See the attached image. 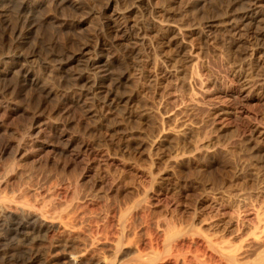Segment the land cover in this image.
<instances>
[{
	"label": "rangeland",
	"instance_id": "374dc122",
	"mask_svg": "<svg viewBox=\"0 0 264 264\" xmlns=\"http://www.w3.org/2000/svg\"><path fill=\"white\" fill-rule=\"evenodd\" d=\"M255 263L264 0H0V264Z\"/></svg>",
	"mask_w": 264,
	"mask_h": 264
},
{
	"label": "bare ground",
	"instance_id": "6f19581e",
	"mask_svg": "<svg viewBox=\"0 0 264 264\" xmlns=\"http://www.w3.org/2000/svg\"><path fill=\"white\" fill-rule=\"evenodd\" d=\"M116 3V2H115ZM23 4V3H22ZM29 5V4H28ZM20 7V6H19ZM23 7V6H22ZM25 8V7H24ZM23 10V9H22ZM21 10V11H22ZM25 11V10H24ZM30 11V10H29ZM27 12V11H26ZM31 13V12H30ZM28 14V13H27ZM24 15V14H23ZM28 16V15H27ZM27 16H25V17H27ZM29 18V17H28ZM19 19V18H18ZM106 19V18H105ZM26 20V19H25ZM18 21V20H17ZM28 21V20H27ZM26 22V21H25ZM25 24V23H24ZM17 26V25H16ZM152 26V25H151ZM154 26V25H153ZM157 27V26H156ZM160 27V26H159ZM154 28V27H153ZM21 29V28H20ZM24 29V28H23ZM161 29V28H160ZM124 30V29H123ZM122 30V31H123ZM24 31V30H23ZM23 31H22V29L21 30H18V29H16V30H14V36L17 38V40H21L22 39V36L24 35L23 34ZM26 31V30H25ZM117 31V30H116ZM121 31V30H120ZM119 32V31H118ZM125 34V33H124ZM128 35V34H127ZM125 38V37H124ZM15 49V48H14ZM21 52V51H20ZM30 52V51H29ZM33 52V51H32ZM17 54V53H16ZM35 54V53H34ZM35 59H36V55H31V54H29V53H24V54H18V55H15L14 56V61L15 60H17V61H22V62H24L25 63V65H28V66H30V65H33V64H35L36 62H35ZM13 62V61H12ZM14 64V63H13ZM23 64V63H22ZM100 64H102V61H101V59L100 58H98L97 60H95L94 62H92L90 65L92 66V67H94V68H98L99 67V65ZM16 65H18V63L16 64ZM24 65V64H23ZM23 65H21L20 64V66H23ZM25 65H24V67H25ZM32 67V66H31ZM21 69V68H20ZM26 69V68H25ZM24 69V70H25ZM29 69H27V71H24L23 73H24V76L27 78L29 75H30V72L28 71ZM23 71V70H22ZM21 71V72H22ZM20 72V73H21ZM23 75V74H22ZM24 77V78H25ZM106 79V78H105ZM28 80V79H27ZM30 80V79H29ZM82 80V79H81ZM32 81V80H31ZM83 81H85V83L87 82L88 84H90V85H88V87H90V89H92V91H93V88H95L97 85H99V84H101L102 82H103V79H101V78H99V77H97L96 75H94V76H92V77H88V78H86V79H84ZM37 82V81H36ZM98 87H100V86H98ZM97 88V87H96ZM95 90V89H94ZM100 90V89H99ZM111 91V90H110ZM107 92V91H106ZM110 94V93H109ZM106 98V97H105ZM18 210V209H17ZM21 210V209H20ZM24 216L26 215V220L28 219H30L31 218V215L32 214H30L31 213V211H30V213L29 212H27V211H24V209H22L21 211H20ZM30 217V218H29ZM35 218V217H34ZM33 218V219H34ZM36 219V218H35ZM32 220V219H31ZM23 221V220H22ZM34 221V223H35V221L36 220H33ZM38 221V220H37ZM36 221V222H37ZM30 223H32V222H30ZM38 223V222H37ZM40 223V222H39ZM41 224V223H40ZM19 225H21V224H19ZM25 225H28V224H24V225H22L21 227H20V229H25V230H28V231H31V232H33V233H43V231L44 232H46L47 230H49V228L48 227H46V225L44 224V226L43 225H41V226H43V227H39V228H35V227H32V226H30V225H28V227H26ZM35 226V225H34ZM19 227V226H18ZM154 258H156V257H154ZM152 259L151 260V262H155L158 258H156V259ZM256 264V263H255ZM258 264H261V263H258ZM262 264H264V263H262Z\"/></svg>",
	"mask_w": 264,
	"mask_h": 264
}]
</instances>
